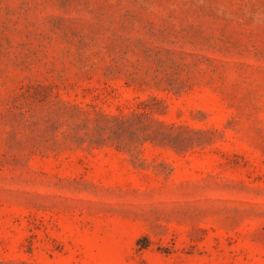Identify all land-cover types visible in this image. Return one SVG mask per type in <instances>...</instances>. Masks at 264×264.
Wrapping results in <instances>:
<instances>
[{
	"label": "rangeland",
	"instance_id": "rangeland-1",
	"mask_svg": "<svg viewBox=\"0 0 264 264\" xmlns=\"http://www.w3.org/2000/svg\"><path fill=\"white\" fill-rule=\"evenodd\" d=\"M0 264H264V0H0Z\"/></svg>",
	"mask_w": 264,
	"mask_h": 264
}]
</instances>
